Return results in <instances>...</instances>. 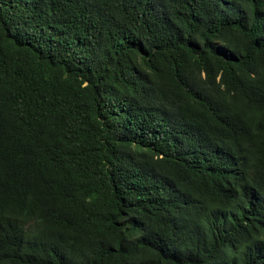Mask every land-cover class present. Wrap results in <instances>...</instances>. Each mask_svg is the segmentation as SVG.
<instances>
[{
	"label": "trees",
	"instance_id": "16d2710c",
	"mask_svg": "<svg viewBox=\"0 0 264 264\" xmlns=\"http://www.w3.org/2000/svg\"><path fill=\"white\" fill-rule=\"evenodd\" d=\"M0 264H264V0H0Z\"/></svg>",
	"mask_w": 264,
	"mask_h": 264
}]
</instances>
